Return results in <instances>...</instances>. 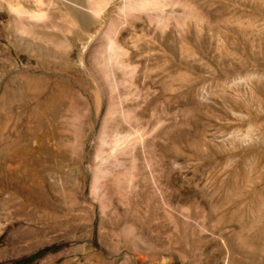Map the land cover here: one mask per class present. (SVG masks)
<instances>
[{"label": "rangeland", "instance_id": "1", "mask_svg": "<svg viewBox=\"0 0 264 264\" xmlns=\"http://www.w3.org/2000/svg\"><path fill=\"white\" fill-rule=\"evenodd\" d=\"M15 1L0 0V264H264V0L136 19V69L109 98L84 55L124 0L100 20L54 3L59 23L34 33L12 29Z\"/></svg>", "mask_w": 264, "mask_h": 264}, {"label": "bare ground", "instance_id": "2", "mask_svg": "<svg viewBox=\"0 0 264 264\" xmlns=\"http://www.w3.org/2000/svg\"><path fill=\"white\" fill-rule=\"evenodd\" d=\"M64 1L36 0V3L38 5L37 6L38 10L31 11L30 13H25V9L23 7V3L21 0H16L14 3H9L10 6L9 8H11L12 10V16H11L12 29L17 33H22V32L34 33L35 30L37 29L47 30L49 28L54 27L59 22L55 18H51V19L46 18L47 14L52 12L49 9V6L54 3H64ZM86 1H87L86 3H88L89 10L93 13V15L96 18H98V20H100L99 18L103 16L102 13L104 12V9L107 6L109 0H86ZM167 3H169V0H124L121 7V11L116 16V18L114 19L109 18L105 26L102 28L101 32L95 36L93 42L87 48L86 53L84 55V63L86 66V68L84 69H86L87 72L89 73L88 75L91 76V79L94 85L96 86L97 90L100 91L107 98L111 96V93L117 87L115 85L116 72L118 71L122 76H124L130 72V69H136L135 67L136 65H131V61H132L131 57L133 55V52L132 49H130V47H128L125 44V41L123 40L124 37L123 35H121L122 29L126 27L133 28L135 26V20L140 19L142 17H146L149 20L155 18L163 26H166L168 22V15L164 12V5ZM152 10L154 11L160 10V12L158 14H154ZM174 15L176 21L179 24H181L184 16L183 12L179 11ZM45 37L52 41H56L58 44H63L64 46L65 44L67 46L70 45L68 44L69 43L68 41L64 43V41L66 40L57 41L55 40L54 37H49V36H45ZM61 89L60 90L55 89L54 91L51 90L52 92L47 97L46 101H44V104H48L49 106H51L52 117L55 115L53 111L56 109L58 104L63 101L65 95H67L66 93L68 92L67 91L65 93L64 90ZM43 97L44 96H42V98ZM76 102L81 103L79 99H77ZM60 106L62 107V105ZM114 113L115 112L110 108L109 103L107 102L104 115L113 116Z\"/></svg>", "mask_w": 264, "mask_h": 264}]
</instances>
